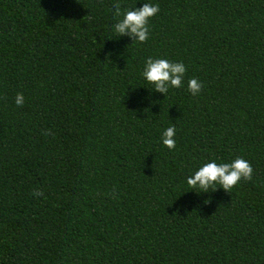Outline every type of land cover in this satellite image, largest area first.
<instances>
[{
  "label": "trees",
  "instance_id": "trees-1",
  "mask_svg": "<svg viewBox=\"0 0 264 264\" xmlns=\"http://www.w3.org/2000/svg\"><path fill=\"white\" fill-rule=\"evenodd\" d=\"M145 2L133 43L111 9L140 0H0V264H264V0ZM148 57L184 85L152 91ZM237 157L228 192L185 183Z\"/></svg>",
  "mask_w": 264,
  "mask_h": 264
},
{
  "label": "clouds",
  "instance_id": "clouds-1",
  "mask_svg": "<svg viewBox=\"0 0 264 264\" xmlns=\"http://www.w3.org/2000/svg\"><path fill=\"white\" fill-rule=\"evenodd\" d=\"M141 6L133 5L121 8L119 3H114L111 12L115 22L110 26L112 34L119 38L128 36L133 43H143L149 36V21L159 12L158 3L140 0ZM186 66L183 61H171L167 58L148 57L141 69L143 80L152 86V91L159 92L166 97L170 88L178 89L184 85ZM187 90L192 95H197L202 87L201 82L192 77L187 80ZM147 89V88H146ZM14 103L20 106L24 103L22 93H17ZM160 143L172 150L176 144V128L169 125L160 134ZM253 169L246 159L237 157L231 162H217L210 159L185 178V183L192 189H199L200 193H209L210 188H221L228 192L238 184L241 179H250ZM198 194L196 191H191ZM33 195H42L39 191Z\"/></svg>",
  "mask_w": 264,
  "mask_h": 264
}]
</instances>
